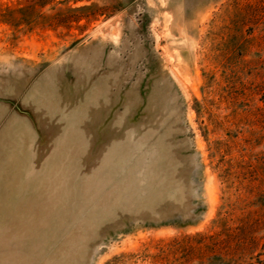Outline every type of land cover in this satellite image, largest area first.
<instances>
[{
    "label": "rangeland",
    "instance_id": "1",
    "mask_svg": "<svg viewBox=\"0 0 264 264\" xmlns=\"http://www.w3.org/2000/svg\"><path fill=\"white\" fill-rule=\"evenodd\" d=\"M0 264H264V0H0Z\"/></svg>",
    "mask_w": 264,
    "mask_h": 264
}]
</instances>
